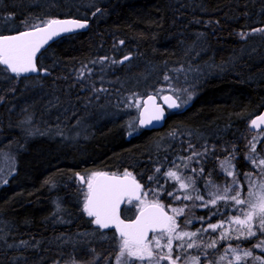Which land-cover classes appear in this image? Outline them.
I'll list each match as a JSON object with an SVG mask.
<instances>
[{
	"label": "trees",
	"instance_id": "1",
	"mask_svg": "<svg viewBox=\"0 0 264 264\" xmlns=\"http://www.w3.org/2000/svg\"><path fill=\"white\" fill-rule=\"evenodd\" d=\"M67 17L89 21L87 29L41 51L37 75L17 78L0 72V156L10 153L14 167L0 186V264H95L96 256L113 260L118 238L112 231L105 232L104 240L82 235L95 229L83 211L78 175L127 170L148 191L150 176L162 179L154 174L156 165L176 156L164 153L169 143L207 150L201 164L193 165L204 168L196 186L206 199L201 180L208 181V173L216 185L233 178L225 180L217 168L224 152L235 150L234 171L245 193L244 174L255 171L245 154L254 132L250 119L264 105V40L259 34L244 41L242 36L264 28V0H0V35L28 29L25 21L31 25ZM165 76L188 88L190 102L168 113L161 128L129 134L134 114L128 122L125 112L130 97L152 93L155 85L165 84ZM63 101V122H45L50 113L56 120V104ZM103 106L108 110L99 115ZM80 121L89 126L75 132V141L69 135L63 140L67 127ZM172 133L191 136L173 138ZM261 149L263 138L257 145ZM162 187L159 200L168 207L171 188ZM184 202L189 207L181 221L192 219L185 226L190 231L235 214L224 201L216 207ZM128 212L124 207L122 217ZM216 236L209 230L203 239ZM250 242L239 244L251 248ZM221 247L209 250L207 259L213 260L212 253ZM190 252L206 259L202 250Z\"/></svg>",
	"mask_w": 264,
	"mask_h": 264
},
{
	"label": "snow or ice",
	"instance_id": "2",
	"mask_svg": "<svg viewBox=\"0 0 264 264\" xmlns=\"http://www.w3.org/2000/svg\"><path fill=\"white\" fill-rule=\"evenodd\" d=\"M24 23L30 30L20 31L15 35H0V66H2L0 72L14 74L17 78L38 71L37 53L54 37L87 27L86 22L78 20L50 19L31 25L27 21ZM255 31L264 33V28ZM124 59L127 60L128 57ZM84 70L81 69L79 77L81 79ZM165 79L167 80L168 77L165 76ZM178 99L179 97L173 98L171 95L163 97L170 109L181 107V103L177 102ZM190 99L191 96H188L187 100ZM187 100L183 103H187ZM134 106L142 109L138 119L140 126H149L164 118L165 112L156 103L154 96H148L144 100L143 106L139 101ZM261 124H264V115L251 121L253 129H258ZM262 137H264V132L253 133L252 139L247 144L248 151L245 154V159L255 171L244 174L248 185L246 193L234 171L232 163L236 158L234 149L228 157L220 161L221 170L227 176L233 177L231 183L224 186L216 185L210 179L211 173H208L209 179L205 188L210 199L201 195L196 186L197 179L204 175V168L197 169L190 166L194 157H204L207 150L193 152L187 158H180L185 161L182 165L183 168L190 169V172L195 176L185 175L178 171L181 165L175 163L174 167L177 170H168L163 173L178 184L175 191L167 193L173 200H198L202 202L203 207L210 205L216 207L219 201H224L225 207H228L229 203L233 205L232 211L235 214L217 223L207 224L206 227L195 231L185 230L177 217L184 216L185 209L189 206L171 207V214H169L165 204L159 200V195L163 193V187L161 186L158 190L150 189L153 192V197L148 199V191H145L132 173L127 170L119 175L99 171L93 172L87 177L80 176L81 183L86 184L87 188L83 211L92 218L91 222L99 229H115V234H118L116 264H161V261H167L168 264H181V261L182 264H202L201 254H191L190 250L192 249H196L197 253L202 250V254L206 258L203 264H224V262L226 264H245L249 257L254 261L259 260V257L252 255L251 250H245L241 244L233 246L231 241L256 238L253 247L264 250V149L257 151V145L261 142ZM195 163L201 164V159H196ZM155 171L160 173V168L157 167ZM257 175L259 179H254L253 177ZM149 179L159 184V180L155 176H150ZM4 183L7 181L5 180ZM188 189H191V192ZM180 190H184L183 196L175 194ZM122 205L130 206L127 208L129 211L136 210L137 215L134 219L126 222L122 218ZM191 207L194 208L197 205L192 204ZM217 212H213L212 215H217ZM199 219L203 221L204 217ZM191 223L190 217H186L183 221L185 226ZM225 225L228 227L226 228ZM209 230L217 233V236L209 238L205 242L203 234ZM220 241L229 242L223 249L224 254L220 255L217 261L207 259L208 251L215 250ZM229 254H231V258H229ZM260 264H264V260H261Z\"/></svg>",
	"mask_w": 264,
	"mask_h": 264
},
{
	"label": "rangeland",
	"instance_id": "3",
	"mask_svg": "<svg viewBox=\"0 0 264 264\" xmlns=\"http://www.w3.org/2000/svg\"><path fill=\"white\" fill-rule=\"evenodd\" d=\"M257 29V28H256ZM256 29H254V30H250L249 32H247V33H245L244 34V36H242V41H244L246 38H247V36H249V37H251L252 39H255V37H256V35L257 34H259V37L260 38H263V40H264V33H261V32H258V31H255ZM245 54V53H244ZM246 55V54H245ZM124 58V57H123ZM122 58V59H123ZM120 61V60H119ZM118 61V62H119ZM174 82H176V83H173V82H171V81H169V80H165L164 81V85L163 86H161V85H159V86H156L155 85V88H153L154 89V91H152V93H154V94H156L158 97H161V96H163L164 94H167V93H170V94H172L173 96H175V97H179V99H178V101H179V103H181V109L182 108H184L189 102H190V100H187V98H188V96H191L190 95V92L187 90L188 88H185V87H182V86H180V82L179 81H174ZM142 98H143V96H139V97H134L133 95H132V97H130V100L128 101V103H127V105H126V112H125V114H126V121H128V122H130L129 121V119L132 117L131 115V112H133V114H134V116H133V121L132 122H134V121H136V113H137V110H138V108L137 107H135L134 105L136 104V102L137 101H139L140 102V104L142 103ZM187 100V103H183L184 101H186ZM66 104V102H64L63 101V103H62V105H60V104H56V109H55V111H56V116H55V118H56V120L55 119H52L51 118V116H52V114L53 113H50V117H49V119L47 118L46 119V121L45 122H47L48 120L49 121H51V125H53V124H55V121H57L56 123L58 124V123H60V122H63V116L61 115L62 114V112H64V111H62V108H64L63 106ZM108 109H107V107L106 106H103L102 107V109L100 110H97L96 112L100 115V114H104L106 111H107ZM50 112H52V111H50ZM95 112V114H93V116H92V119H94V120H96V116L97 117H99L98 116V114ZM104 112V113H103ZM117 113H115L114 112V115H116ZM74 116H75V113L73 114ZM96 115V116H95ZM61 116V117H60ZM72 116V115H71ZM71 119H68L67 120V124H69V121H70ZM136 123V122H135ZM134 124V123H133ZM133 124H132V126H131V130H130V128H129V131H128V133L129 134H131V133H133V132H135V130L137 129V126H136V124L133 126ZM41 124L39 123V125L37 126V128H38V130L40 129V126ZM70 125V124H69ZM87 126H89V125H87V123H85V124H82L81 123V121L79 122V123H76V124H73V126L72 127H70V128H68L67 127V131H65L66 132V135H65V137L63 136L62 137V139L63 140H66L65 138H67L68 137V135H69V138L70 139H68L69 141L71 140V141H75V139L77 138V136H78V132L77 133H75L76 131H82L83 129H85V128H87ZM133 129V130H132ZM33 130V129H32ZM181 130H183V129H181ZM180 130V131H181ZM53 134H50L49 133V131H48V134L50 135V136H52V137H55V133H54V131H52V130H50ZM256 132H261V131H256ZM256 132H253V133H256ZM253 133L251 134V136H250V140L252 139V135H253ZM183 133H179V134H175L174 135V137L173 136H169L170 138H176V137H180L181 135H182ZM183 135H186L187 136V138L189 139L190 138V136H191V134H183ZM79 137V136H78ZM83 137V134L81 133V137L80 138H82ZM263 138V137H262ZM261 138V139H262ZM264 139V138H263ZM180 142V141H179ZM179 142H177L176 144H179ZM171 144L169 143L168 144V146L166 147V149H165V151H164V153L165 154H169L170 153V151H174L175 153H176V156H174V157H172L169 161H166L165 163H163V164H157L156 165V167H155V169L157 168V167H159L160 168V173H156V171L154 170V174L155 175H160V176H162V179H161V181L159 182V184H157L155 181H153L152 182V186H151V188L150 189H159V188H157V185H159V186H162V185H169L170 186V188H171V191H175V189L176 188H178V184L176 183V182H174V181H172V180H170L166 175H163V173H166L168 170H177L175 167H174V163L175 164H178V165H181V167H180V169L178 170V171H180V172H182V173H187V172H189L190 171V169H185V168H183V163L185 162L184 160H181L180 158H187L189 155H191L193 152H204V149L202 148V147H200V146H198V147H196L195 145H191V144H184V148L183 147H181L180 145H175L174 144V146H170ZM176 147H178V149L180 148L182 151H183V155H181L180 156V154L182 153V152H177L176 150H175V148ZM246 149H247V151H248V148H247V146H246ZM247 153V152H246ZM229 154L230 153H227V152H224L223 153V155H222V157L218 160V164H217V168H218V170H220L221 171V173L225 176V180H228V178H230L229 176H227L222 170H221V168H220V161L221 160H224L226 157H228L229 156ZM201 157H194L193 158V160H192V162H191V164H190V166L191 167H193V165H194V162H195V160L196 159H200ZM13 158H12V155L9 153V154H6L5 152L0 156V186L1 185H3L4 184V181L6 180L7 181V178H8V176L10 175V174H12L13 172H14V167H13V162L11 161ZM232 163H233V161H232ZM201 166L199 165L198 167H195V168H200ZM185 175H188V174H185ZM254 179H259V177H258V175L257 176H254L253 177ZM233 178H231V180H232ZM198 180V179H197ZM201 182H204V185L207 183V181H202L201 180ZM226 182L227 181H225V185H226ZM227 184H228V182H227ZM84 186V185H83ZM220 186H223V185H220ZM150 189L148 190V199H152V197H153V192L152 191H150ZM86 191H87V189L85 188V186L83 187V191H82V196H81V199H80V201H81V203H82V206H83V203H84V199H85V193H86ZM175 194L176 195H180V196H183V194H184V190H180V191H178V192H175ZM169 200V205H168V207L166 206V210H168L169 211V213L171 214V211H170V208L171 207H178V206H183V205H185V200H183V202H181L180 204H177V201L178 200H173V198L171 197V198H169L168 199ZM199 202H201V201H199ZM128 207H130V206H126V208H128ZM59 209H61V207H57L56 208V210H59ZM129 214L126 216V218H132L133 217V215L136 213V210L135 209H132L131 211H129L128 212ZM177 219H178V221L181 223V226L182 227H184L185 228V230H187L186 229V227H185V225L183 224V221H181V219H183V217L182 216H179V217H177ZM92 226H94V225H92ZM225 227L227 228L228 227V225H225ZM234 227V226H233ZM94 229L96 230L97 228L94 226ZM95 230H88V231H86V232H84L82 235H87V236H89V237H91V238H94L95 240H104V239H107L108 237H107V235H108V233H105L104 231L103 232H101V231H99L98 229V232H97V230L95 231ZM188 231H190V230H188ZM211 231V230H210ZM219 231V230H218ZM259 235V234H258ZM87 236H84V237H82V238H84L85 240H87L86 239V237ZM117 240L118 239H116V246H117ZM251 240V242H253L254 243V241L256 240V238H255V240L252 238V239H250ZM233 241H235V242H238V243H236L235 244V242H234V244H232L233 246H235V245H237V244H239V243H241V240H232L231 242H233ZM250 242V244H251V248H248V247H245L244 249L245 250H251L252 251V255L253 256H255V257H259L260 259L259 260H253L251 257H249L248 259H247V261L245 262V264H260V261L261 260H264V250H262L261 248H254L253 247V243H251ZM20 242H16L15 244L16 245H18ZM221 245H222V247H221V251L220 252H217V253H212V255L214 256L212 259L214 260V261H217L218 260V258H219V256L220 255H223L224 254V252H223V249L227 246V244L229 243L228 241H220L219 242ZM11 246H15L14 244H11ZM246 248H248V249H246ZM254 250V251H253ZM117 254H118V250H117V252L115 253V255H114V257H113V260H111V261H106L102 256H96L95 257V264H116V260H115V258H116V256H117ZM201 258H203L202 257V255H201ZM229 258H231V254H229ZM202 260V259H201ZM203 260H202V264H203ZM161 264H168V262L167 261H161ZM181 264H182V261H181ZM224 264H226V262H224Z\"/></svg>",
	"mask_w": 264,
	"mask_h": 264
},
{
	"label": "water",
	"instance_id": "4",
	"mask_svg": "<svg viewBox=\"0 0 264 264\" xmlns=\"http://www.w3.org/2000/svg\"><path fill=\"white\" fill-rule=\"evenodd\" d=\"M56 19H58V20H78V21H80V22H86V23H87V27H88V24H89V21H87V20H79V19H74V18H69V17H67V18H56ZM87 27L84 28V29H77V30H74V31L71 32V33H62L59 37H54L52 40H50V41L48 42V44H46V45L44 46V48H42V49L40 50V52L43 51L44 49H46V48H47L52 42L56 41L57 39H59V38H61V37H63V36H67V35H71V34H74V33H77V32L84 31V30L87 29ZM26 30H30V28H29V29H26ZM21 31H25V30H21ZM19 32H20V31L13 32V33H9V34H4V35H15V34H18ZM40 52L37 53V56L40 54ZM127 57H128V59L130 58L129 56H127ZM128 59H127V60H128ZM127 60L123 59L122 61L125 62V61H127ZM1 67H2V66H1ZM37 73H38V71H37V72H34V73H29V74L23 75V76H21V77L33 76V75H36ZM9 74H11V73H9ZM11 75H14V74H11ZM150 95L155 97V99H156V103H157L158 105H160V106L163 108V110H164V112H165V115H164V118H163L161 121H159V122H153V124H152V125H149V126H140L139 123H138V119H139V117H140V112H141L142 109L139 108V109H138V112H137V126H138V128H140V129H142V130H155V129H159V128H161L162 125L164 124V121H165V118H166V111L174 112V111H177V110L179 109V108H178V109H170V108H168L167 104H166L165 101L163 100V97H164V96H168V95H170V94H165V95H163V96L161 97V99H160V102H158L157 97H156L154 94H146V95L142 98L141 106H143V102H144V100H146L147 97L150 96ZM173 98H174V97H173ZM261 115H264V105H263L262 109H261V110H260L255 116H253V117L250 119L249 127H250V129H251L252 131H262V132H264V124H261V125L259 126L258 129H253V128L251 127V121H252L253 119H257V117H259V116H261ZM109 174H111V173H109ZM117 175H119V174H117ZM79 177H80V176H77V180H78V182H79L80 184H84V183H81ZM85 187H86V186H85ZM86 189H87V188H86ZM122 207H123V205L121 206V210H122ZM136 215H137V213L133 216V218L126 220V222H127V221H131L132 219H134ZM95 226L98 228L97 225H95ZM98 229H99V228H98ZM100 230H102V231H111V230H112V231H114V233H115V229H114V228L100 229ZM115 235L118 237V234H115ZM150 235H151V234H150Z\"/></svg>",
	"mask_w": 264,
	"mask_h": 264
},
{
	"label": "bare ground",
	"instance_id": "5",
	"mask_svg": "<svg viewBox=\"0 0 264 264\" xmlns=\"http://www.w3.org/2000/svg\"><path fill=\"white\" fill-rule=\"evenodd\" d=\"M129 57H130V56H129ZM114 112H115V111H114ZM116 112H117V111H116ZM118 113H120V112H118ZM120 114H121V113H120ZM110 115H112V114L110 113ZM121 115H122V114H121ZM121 115H120V117H122ZM113 117H115V115H113ZM113 117H111V118H113ZM120 117H119V118H120ZM250 117H251V116H250ZM130 119H131V118H130ZM132 121H133V118H132L131 122H132ZM134 122H136V121H134ZM134 122H132V123H134ZM132 123L129 124V125L132 126ZM135 124H136V123H134L133 126H134ZM129 125H128V128H129ZM131 126H130V130H131ZM137 129H138V128H137ZM132 130H133V129H132ZM139 130H140V129H139ZM128 131H129V129H128ZM137 131H138V130H137ZM255 132H256V131H255Z\"/></svg>",
	"mask_w": 264,
	"mask_h": 264
},
{
	"label": "flooded vegetation",
	"instance_id": "6",
	"mask_svg": "<svg viewBox=\"0 0 264 264\" xmlns=\"http://www.w3.org/2000/svg\"><path fill=\"white\" fill-rule=\"evenodd\" d=\"M159 101H160V98L158 97V102H159ZM168 113H169V112H167V115H168ZM171 113H173V112H171ZM167 115H166V117H167ZM165 119H166V118H165Z\"/></svg>",
	"mask_w": 264,
	"mask_h": 264
}]
</instances>
